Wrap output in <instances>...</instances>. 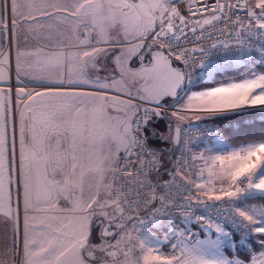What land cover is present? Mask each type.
Instances as JSON below:
<instances>
[{
	"label": "snow or ice",
	"instance_id": "snow-or-ice-1",
	"mask_svg": "<svg viewBox=\"0 0 264 264\" xmlns=\"http://www.w3.org/2000/svg\"><path fill=\"white\" fill-rule=\"evenodd\" d=\"M199 3L194 11L183 10L180 0H75L29 4L25 15L17 0H0V33L9 42L22 28L39 36L34 25L41 17L73 20L59 33L68 41L58 40L64 50L37 60L64 70L55 79L35 77L44 91L15 90L17 107L33 113L26 131L20 112L18 163L15 127L11 135L8 129L13 86L0 89V213L12 222L15 264H264V210L246 203L257 192L264 197V136L233 147L219 128L209 130L212 144L206 139L197 153L198 143L181 127L189 112L215 116L264 106V0ZM195 16L200 19L189 20ZM189 23L193 34L201 29L197 40L206 26L222 23L218 31L227 39L209 33L207 48L189 49ZM214 50L225 54L223 65L207 59ZM39 51H18L21 85L20 56ZM0 57L10 70L9 55ZM235 65L248 73L241 82L193 91ZM10 79L0 68V80ZM46 100L57 103L45 105L47 119L38 129L34 106ZM168 109L175 110L169 115ZM85 167L93 177L87 197L72 179ZM10 171L15 201L7 187ZM172 188H182L187 199H176ZM141 212L161 237L147 230ZM193 222L199 232L192 231Z\"/></svg>",
	"mask_w": 264,
	"mask_h": 264
},
{
	"label": "rangeland",
	"instance_id": "rangeland-1",
	"mask_svg": "<svg viewBox=\"0 0 264 264\" xmlns=\"http://www.w3.org/2000/svg\"><path fill=\"white\" fill-rule=\"evenodd\" d=\"M71 23H73V20H72ZM25 29L27 30V28H25ZM25 29L24 28L20 29L19 30V33H20L19 39L17 40L15 38H13L11 40V42H9V40L7 39V36H8L7 33H0V36H3L4 37V39L2 41H0V53L8 54L9 57H10V64H11L10 74L8 73L9 76L11 77V79H10V81H6L4 83H0V89H3L5 91H7L8 87H9V84H11L13 86L12 101H11V106H10L11 109H12V111H11V113L8 116V129H9V134L11 135L12 129H13V127H15V132H16V161H17V163L19 161V124H20V112L21 111H24V113H25V117H26V120H25L26 131L29 130L30 125L33 122L32 119H27V118L28 117H33V113L28 112L24 108V105L23 104H19V106L17 107L18 102H17L16 97H15V90L17 88L23 86V87H25V90L27 89L28 91H33L34 92V91L37 90L38 85H39V83H37V82L27 83V82H24V81H23V85H21L15 79V77H16V71H14V69H15V65H16L17 53H18V51L20 53L22 52L20 46L21 45L22 46L25 45L24 44V42H25V38L24 37L28 35V34H25L26 33ZM31 35H33V34H31ZM23 39H24V42H23ZM27 40H28V38H27ZM26 53H30V50H29V52L27 50ZM0 58H2V57H0ZM25 61L27 62L28 60L26 59ZM21 62H22V59L20 58V63ZM256 70L258 72L262 71L260 68H256ZM242 79L243 78L235 79V80L228 81V82H223V83H215V84H212V85L211 84L210 85L203 84L204 87L194 89L193 91L207 90L208 88L215 87V86H226L228 83H231V82H241ZM28 86H33L34 88H28ZM184 99L186 101L187 100V97H185ZM37 104L34 106V112L36 113L35 121H36V124H37V128L40 129L41 128V122H42V120L47 119L48 109H38L37 108ZM253 109H263L262 111H264V106H246L243 109L228 110V111H225V112L217 113L216 115L230 113V112L248 111V110H253ZM187 116H188V119L187 120H190V122L198 121L196 119L197 116H200L201 117V119H199V120L207 119L205 117H208V118L213 117V116H209V114H207V113H203L202 114V113H193V112L187 113ZM2 119L3 118L0 117V120H2ZM165 123H166V121H165ZM185 123H186V121L183 122V126H185ZM174 126H175V124H174ZM29 134H31V133H29ZM48 134L49 135H52L51 132H49ZM223 139L228 143V140L225 137H223ZM246 142H248V141H244V142L239 143V144H243V143H246ZM26 143H27V141H26ZM61 143H64V141L62 140ZM207 143L209 145L212 144V142H207ZM55 149H56V142H55V140H53L52 141V154H54ZM26 154H27V151H26ZM85 156H87V153H85ZM79 171L80 170L78 169V173H79ZM9 173H7V175L11 176ZM12 179H13V177H12ZM14 179H15V173H14ZM72 179H73V183L77 186V188H76L77 193H79L80 187L82 185L83 195H84V197H87L88 196L89 187L93 183V177H92V175L90 173L87 172V167H85L82 176L78 174L77 176L73 177ZM7 187H8V191L10 192L11 197H12L11 185H8ZM16 195H17V193H16V190H15L14 200L16 199ZM12 200H13V197H12ZM66 206L67 205H65L63 202L61 203V207H66ZM12 207L15 208V203H13ZM251 207H254L257 210H264V204H262L260 202H256V204H254ZM37 215H44V214L43 213H38ZM58 215H69V216H71V213H59ZM39 223L40 222L38 220L37 221V225H39ZM11 225H12V222L10 220H8L6 217H4L2 215V213H0V248H1L2 245L5 244L1 238L4 235H9V236L10 235H13ZM160 231L161 230H158V231L153 232V235L156 236V237H161L162 232H160Z\"/></svg>",
	"mask_w": 264,
	"mask_h": 264
},
{
	"label": "crops",
	"instance_id": "crops-1",
	"mask_svg": "<svg viewBox=\"0 0 264 264\" xmlns=\"http://www.w3.org/2000/svg\"><path fill=\"white\" fill-rule=\"evenodd\" d=\"M75 0H17V3L21 5L20 11H22L25 15L28 13V11L30 10L28 8L29 4H34L36 7H45L46 5H50L52 3H65V4H71L74 3ZM34 11V9H32ZM48 11H53L52 8H47ZM35 14V12H34ZM59 15V19L63 20V15L62 14H57ZM72 20H69L65 23H59V21L53 17V18H47V17H41L40 18V23L34 25V27L39 31V36H34L31 35L28 30L25 31V34H28L27 36H25V42L23 39V42L25 45H21V53H26V51L30 50L31 52L39 51L38 55H21L20 58L22 59L21 64V68H22V80L24 82L27 83H31V82H37L39 83V81L37 79H35V77H38L40 75H44V76H48L52 79L56 78V75L58 72L63 71L64 69H52L50 67H42L40 64H37V60L39 61H45L49 58L51 52L53 51H57V50H61L63 51L64 49H58L57 48V44H58V40L62 39L65 40V43H68V41L63 37V36H59V33L63 31L64 28H66L67 26H69ZM40 25H43V27H41ZM51 25L52 27L49 28L48 26ZM28 38V40H27ZM22 44V43H21ZM73 51H75L76 49H72ZM28 60L27 62L25 60ZM14 65V64H13ZM0 68L5 69L6 71H8V73L10 74V70L7 68V66H3L0 65ZM6 81L0 80V83H4ZM28 88H34L33 86H28ZM27 90V89H26ZM28 91V90H27ZM39 91H44V88L38 86L37 90L34 92H39ZM57 102L55 101H42V102H38L37 104V108L38 109H48L47 107H45V105H50V104H55ZM183 103V101H182ZM203 114V113H202ZM167 122V121H166ZM181 127L183 128V124L181 125ZM225 137V136H224ZM228 140V144H231L233 147L234 143L232 141H230L228 138H226ZM169 148H173L176 146L173 145H169ZM205 175H207V173H205ZM255 195H260L258 192ZM246 203L249 206H253L254 204H256L255 200H251V201H246ZM177 223H179V221H177ZM181 227H183V225H181ZM196 228V227H194ZM160 229H157L155 231H158ZM197 231H199L198 229H196ZM153 231V232H155ZM153 232H151V234L153 235ZM161 232V231H160ZM201 238H203V236H201ZM3 242L5 243L4 245L1 246L0 248V264H15V261L12 258V252H11V246H12V241H13V235H4L2 238ZM3 248V249H2Z\"/></svg>",
	"mask_w": 264,
	"mask_h": 264
},
{
	"label": "built area",
	"instance_id": "built-area-1",
	"mask_svg": "<svg viewBox=\"0 0 264 264\" xmlns=\"http://www.w3.org/2000/svg\"><path fill=\"white\" fill-rule=\"evenodd\" d=\"M205 2L206 3H211V0H205ZM180 6H181V8L183 10H186L188 7H191L194 11L200 9L199 0H180ZM198 19H200L199 16L189 17L190 21L198 20ZM192 26L193 25L191 23H189L188 28H185V32L187 33V36H188L189 39L184 41V46L188 47L189 49L195 48V47H197L198 45H201V44H203V46L205 48H207L208 44L211 43V41L208 39L209 33H211L212 36H214L216 39H227L226 36L220 35V33L218 31L220 28H224V24H222V23L216 24V26L214 28L210 27V26H206L207 31H205L204 38L202 40H197L195 38L196 35L200 34L201 29L197 28L196 34H193L191 31H189V29ZM229 26H230V24H229ZM256 46L258 47V45H256ZM193 55L194 56H201V54L198 53V52L193 53ZM224 55H225L224 53L216 52L214 50L213 54L211 56L207 57V59L210 62H215L217 64V66H219V65H223L225 63V61L223 60V56ZM254 66H256V65H254ZM224 68L237 69V68H243V66L242 65H235L234 67H222V68H220V70L218 72H216L214 74L219 73ZM179 107H180V105H177V109ZM172 110H175V109H168L169 115H170ZM238 125H239V122L236 121V120H228L224 124L215 123V122H213L211 120H208V119H202V120H198V121H195V122H190V120H186L184 129H187L188 131H187V136L185 138L187 139L188 137H191L195 142L198 143V147H194L193 148V151L198 153L201 150H203V148H204V142L203 141H205L207 139V142H212V139L207 138V133H208L209 130H215V129L219 128L221 130V133H222L223 137H224L225 134H226V130L229 127L238 126ZM175 155H176V157H179V152H176ZM171 193L176 199H179L181 195H185L182 188L181 189L172 188L171 189ZM185 199H187L186 195H185ZM195 203L196 202L193 201V205H195ZM193 212H194L195 215H199V214H202L203 209L200 208V207H194L193 208ZM141 218L145 219L146 228H147V230L150 233L155 231V230H157V229H159L158 226H153L152 223L150 221H148L144 217V213L143 212H141ZM194 227H196V226H195V223L193 222V224L191 225L192 231L199 232V231L196 230L197 228H194ZM129 229L131 230V225H129ZM132 235H133V237H140V232L139 231L132 232ZM163 250L167 251L168 249L165 248ZM136 251L137 252L139 251L138 247H137Z\"/></svg>",
	"mask_w": 264,
	"mask_h": 264
},
{
	"label": "trees",
	"instance_id": "trees-1",
	"mask_svg": "<svg viewBox=\"0 0 264 264\" xmlns=\"http://www.w3.org/2000/svg\"><path fill=\"white\" fill-rule=\"evenodd\" d=\"M259 68L258 66H255ZM243 68L237 69H228L224 68L219 73L214 74L211 78L202 81V84L212 85L215 83H223L232 81L235 79L244 78L247 75L246 70H242ZM263 109H253L248 111H238V112H230L220 115H215L213 117L207 118L215 123L224 124L228 120H236L239 122L238 126L229 127L226 130L225 138H228L230 141L234 143V146L242 143L244 141H253L256 139H260L264 136V111ZM234 137H238V139H234ZM13 177V182L11 183V193L13 197H15L16 185L14 183V173L10 171L9 173ZM255 200L256 202H260L264 204V197L261 195H254L253 197L247 199V201Z\"/></svg>",
	"mask_w": 264,
	"mask_h": 264
},
{
	"label": "bare ground",
	"instance_id": "bare-ground-1",
	"mask_svg": "<svg viewBox=\"0 0 264 264\" xmlns=\"http://www.w3.org/2000/svg\"><path fill=\"white\" fill-rule=\"evenodd\" d=\"M14 71H15V69H14ZM211 78V77H210ZM13 82V81H12ZM17 113V112H16Z\"/></svg>",
	"mask_w": 264,
	"mask_h": 264
}]
</instances>
